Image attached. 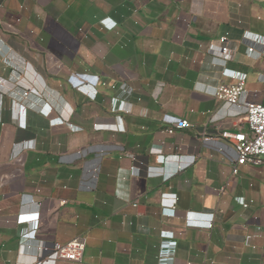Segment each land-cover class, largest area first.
I'll use <instances>...</instances> for the list:
<instances>
[{
  "label": "crops",
  "instance_id": "obj_1",
  "mask_svg": "<svg viewBox=\"0 0 264 264\" xmlns=\"http://www.w3.org/2000/svg\"><path fill=\"white\" fill-rule=\"evenodd\" d=\"M248 1L0 0V264H76L36 262L41 244L77 236L81 264H264V164L232 176L220 134L246 122L214 97L229 69L264 105ZM225 36L223 63L208 49ZM63 113L71 127L51 121ZM179 120L191 127L164 132ZM20 215L38 216L24 241Z\"/></svg>",
  "mask_w": 264,
  "mask_h": 264
},
{
  "label": "built area",
  "instance_id": "obj_2",
  "mask_svg": "<svg viewBox=\"0 0 264 264\" xmlns=\"http://www.w3.org/2000/svg\"><path fill=\"white\" fill-rule=\"evenodd\" d=\"M258 3H264V0H256ZM107 19L101 20L100 23L104 25ZM113 26L109 28L111 30ZM246 39V38H244ZM227 38L221 37L219 39L218 45H211L209 47V52L219 58L223 63H226L232 60L235 52L231 50L226 45ZM260 49V53L264 56V42L255 39L253 42L247 45V51L253 53ZM222 76L226 79H229L231 82H220L216 87L214 92V97L217 101L222 103V107L232 114H243L246 122V129L239 130L237 132L223 131L220 134V140L225 141L226 148L231 151L233 156H230V161L232 164V176L238 174V167L244 165H250L253 167H259L264 164V105L259 103H254L246 100V82L247 75L241 72H236L233 70L225 69L222 71ZM0 80V84H1ZM20 84V83H18ZM24 88V86H22ZM78 91L85 94L87 97L94 99L96 93L93 94L92 90L86 88V86H81L77 88ZM37 93L34 89H23V96L26 97L28 94ZM44 107V106H43ZM22 110L24 109L21 106ZM233 108H239L240 110L235 111ZM47 110L44 113L45 117H48L51 114V108H46ZM68 118L65 113L62 114V117L53 119L51 121L55 126L57 125H68ZM52 122V124H53ZM191 125L186 120H179L170 125V127L164 130L165 133L170 134L173 129L175 130H184L190 128ZM116 129L118 131H123L124 128L122 125L116 124ZM215 139L212 137L204 136L202 141L204 143L213 142ZM219 144H224L219 142ZM218 146L216 149L220 153H224L223 146ZM24 150H29L32 148L31 145L25 143L23 145ZM23 151L19 150L18 153L14 155V159H19ZM125 156L131 158L134 161H137L135 156L132 154H125ZM169 158H179L177 155H172L167 157L166 161ZM190 163H193L194 158H190ZM181 166H178L177 169H180ZM138 170V168H135ZM168 207L174 209L175 199H167ZM32 204L39 208L41 205V199L32 200ZM242 207L245 209L248 207V204H243ZM199 219H196L198 218ZM213 214H207L202 216H197L193 213H187L185 215V225L190 228L198 229H210L213 223ZM18 224L25 225L26 228L20 230V240H27L31 233L28 228H36V223L38 222V216L35 215H20L17 219ZM171 235H169V238ZM86 248V238L83 236H77L71 239L65 244L53 243L50 245L41 244L39 246V255L37 257V262L39 263L43 260L53 259L56 261H66L76 264H81ZM169 257H160L161 260H167Z\"/></svg>",
  "mask_w": 264,
  "mask_h": 264
},
{
  "label": "rangeland",
  "instance_id": "obj_3",
  "mask_svg": "<svg viewBox=\"0 0 264 264\" xmlns=\"http://www.w3.org/2000/svg\"><path fill=\"white\" fill-rule=\"evenodd\" d=\"M245 4L251 11V23L254 26V30L264 34V3H258L256 0H249Z\"/></svg>",
  "mask_w": 264,
  "mask_h": 264
}]
</instances>
